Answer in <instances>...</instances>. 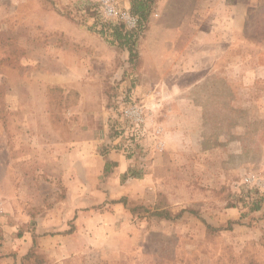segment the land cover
I'll return each mask as SVG.
<instances>
[{
    "label": "rangeland",
    "instance_id": "374dc122",
    "mask_svg": "<svg viewBox=\"0 0 264 264\" xmlns=\"http://www.w3.org/2000/svg\"><path fill=\"white\" fill-rule=\"evenodd\" d=\"M145 4L131 47L100 0H0V264H264V0ZM53 136L62 153L46 165ZM91 150L130 163L126 195L107 202L106 241L56 262L37 241L19 245L68 183L87 182Z\"/></svg>",
    "mask_w": 264,
    "mask_h": 264
},
{
    "label": "crops",
    "instance_id": "0c3cea01",
    "mask_svg": "<svg viewBox=\"0 0 264 264\" xmlns=\"http://www.w3.org/2000/svg\"><path fill=\"white\" fill-rule=\"evenodd\" d=\"M233 22V21H232ZM238 22L234 21V24ZM54 138H46V142L54 144V154L50 155L53 149L48 146L46 151L40 156L46 165L48 160H59V151L61 147L56 136ZM79 149L71 150V161L75 160L76 169H79ZM74 152V153H73ZM62 157V156H61ZM81 158L82 167L86 172V183H68L66 197L59 202H55V209L46 210L40 219V226L36 231L28 232L22 236H18V244L28 247L29 243L37 241L45 256H55L53 261L62 260L64 257H69L83 252L90 246L98 241H106V224L110 219L114 218V213L109 209L107 202L111 199H118L126 195L124 189L120 188V176L124 175L130 167L129 161L116 150L106 151V157L95 156L91 151L83 153ZM112 165V174L106 177V183L103 190L95 189V179L97 176L104 172V168ZM97 165L98 171L95 174V166ZM46 174L47 166L43 167ZM100 170V171H99ZM108 173V172H107ZM118 178V179H117ZM11 193L6 196L7 211L18 213L16 203L18 200V193L15 191V186L11 185ZM9 188L7 189L9 191ZM105 191V193L103 192ZM110 196V197H109ZM106 200V207H98V203ZM114 208V207H113ZM119 210V207L116 208ZM23 214V211L21 212ZM116 218L118 215H115ZM97 223L102 224L101 227L95 228ZM71 224L72 228L68 227ZM72 229L71 232L62 231V229ZM99 232L98 236L92 235ZM51 232V233H50ZM20 240V241H19ZM26 241V242H25ZM101 241V242H102ZM28 244V245H27ZM29 250V249H28ZM19 252V250H17ZM53 258V257H51ZM46 259H49L48 257ZM53 263V262H52ZM45 264H49L46 262Z\"/></svg>",
    "mask_w": 264,
    "mask_h": 264
},
{
    "label": "built area",
    "instance_id": "2783aa9c",
    "mask_svg": "<svg viewBox=\"0 0 264 264\" xmlns=\"http://www.w3.org/2000/svg\"><path fill=\"white\" fill-rule=\"evenodd\" d=\"M99 15L105 17L109 21L122 24L128 31L139 32L141 30V21L138 16L121 6L120 0H100ZM128 119L135 122V127H139L145 122V114L143 108L132 107L125 110ZM138 135V133H135ZM250 179L247 178L246 182ZM1 213V209H0Z\"/></svg>",
    "mask_w": 264,
    "mask_h": 264
},
{
    "label": "trees",
    "instance_id": "16d2710c",
    "mask_svg": "<svg viewBox=\"0 0 264 264\" xmlns=\"http://www.w3.org/2000/svg\"><path fill=\"white\" fill-rule=\"evenodd\" d=\"M146 0H135L133 2V5L131 6V12L135 15H137L140 18L141 21V30L139 32L136 31H128L124 28L122 24H117L112 26V34L121 42V45L127 46L131 43L132 40H136L140 37V35L143 33V31L146 28V18H147V6H146ZM139 36V37H138ZM133 42V41H132ZM132 47V43H131ZM132 49L130 48V51ZM108 172V169L106 168V173ZM158 216H164L165 218H169L168 212H157ZM210 228V227H209ZM35 244V240H34ZM44 264V263H43Z\"/></svg>",
    "mask_w": 264,
    "mask_h": 264
}]
</instances>
